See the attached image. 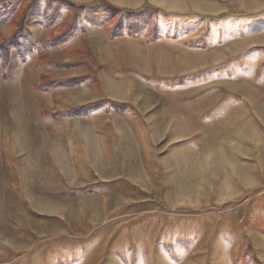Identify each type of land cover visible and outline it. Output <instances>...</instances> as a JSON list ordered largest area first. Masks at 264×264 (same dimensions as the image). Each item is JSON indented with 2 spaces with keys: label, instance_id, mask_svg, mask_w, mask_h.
I'll use <instances>...</instances> for the list:
<instances>
[{
  "label": "rangeland",
  "instance_id": "1",
  "mask_svg": "<svg viewBox=\"0 0 264 264\" xmlns=\"http://www.w3.org/2000/svg\"><path fill=\"white\" fill-rule=\"evenodd\" d=\"M68 1L143 14L36 1L0 69V264H264V0Z\"/></svg>",
  "mask_w": 264,
  "mask_h": 264
},
{
  "label": "trees",
  "instance_id": "2",
  "mask_svg": "<svg viewBox=\"0 0 264 264\" xmlns=\"http://www.w3.org/2000/svg\"><path fill=\"white\" fill-rule=\"evenodd\" d=\"M11 1L12 0H0V19L5 18L9 12V9L11 8ZM29 0H20V3L22 5H25ZM37 0H31L30 4L27 5L24 10L21 13L20 20L18 22V26L16 31L10 36L9 38L5 39L1 44H0V69L2 73V77L5 80L8 77V69L11 64V59H12V52L10 50L11 45L14 46V49H19V38L20 36H23V34L26 33V25L28 24L30 15L32 13V10L35 7ZM47 6L50 7L52 4L56 3V5L61 6V5H67L69 8H71L74 12H79L81 11L82 13H94L96 12L97 9H100L102 13L111 19L117 18V19H123L126 18L128 21H131L133 18L138 17L143 14V11H127L121 8H118L113 5L109 4H100L98 6H79L76 5L68 0H46ZM149 14L153 15L152 20L155 19L156 21L155 24L153 25L152 32L155 33L157 32V18H158V12L157 11H150ZM55 15V14H54ZM50 18V17H49ZM48 18V19H49ZM54 16H52L53 20ZM73 31V27L71 25L70 29L68 32L64 33L62 37L57 39L58 42H61L64 38H66L71 32ZM117 32V27L112 29L108 33V37L110 40H113L115 37V34ZM43 57V55H42ZM58 67H63L61 65H58ZM77 79H71L68 81H65V83H74L76 82ZM43 83L40 85V89L46 90V89H52L57 83L56 82H49L45 77H43ZM99 102L98 104H100Z\"/></svg>",
  "mask_w": 264,
  "mask_h": 264
}]
</instances>
